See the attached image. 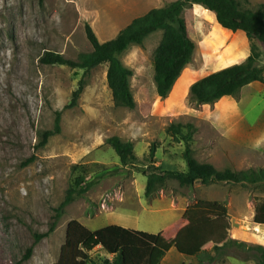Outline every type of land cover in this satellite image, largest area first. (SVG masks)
Masks as SVG:
<instances>
[{
    "label": "rangeland",
    "instance_id": "rangeland-1",
    "mask_svg": "<svg viewBox=\"0 0 264 264\" xmlns=\"http://www.w3.org/2000/svg\"><path fill=\"white\" fill-rule=\"evenodd\" d=\"M173 1L0 0V264H56L72 220L92 231L121 225L156 234L159 249L153 264H257L238 247L216 258L210 234L200 236L183 251L176 249L174 240L182 227L207 213L191 208L205 199L228 204L230 237L248 245H264V225L254 221L256 206L264 200V185L197 183L190 188L169 180L147 197L148 178L140 169L149 164L154 143L158 144L156 164L162 166L166 159L178 169H187L185 144L167 133L172 123L194 124L195 158L211 164L217 160L212 151H221L219 145L225 138L215 135L218 148L211 145L208 119L220 103L198 104L191 86L209 74L245 62L254 46L264 64V46L258 40L241 30L224 29L203 5H188L183 16L196 49L167 98L159 96L155 82L154 55L161 31L121 55L134 71L135 109L116 105L107 64L85 73L41 62L46 51L70 59L92 51L87 24L101 41H107L136 17ZM242 1L251 9L264 4V0ZM81 79L84 90L77 105L69 107ZM227 99L232 103V132L250 135L237 140L250 148H236L233 168H264V85L256 81ZM58 110L62 112L61 132L39 146L41 134L54 128ZM111 136L132 141L141 162L123 165L107 143ZM247 155L256 160L252 165L248 166ZM75 165L84 167L86 182L92 186L67 206L54 232L38 239L50 230ZM31 247L32 254L26 259ZM92 256L97 260L112 257L100 247Z\"/></svg>",
    "mask_w": 264,
    "mask_h": 264
},
{
    "label": "trees",
    "instance_id": "trees-1",
    "mask_svg": "<svg viewBox=\"0 0 264 264\" xmlns=\"http://www.w3.org/2000/svg\"><path fill=\"white\" fill-rule=\"evenodd\" d=\"M43 2L44 0H40ZM203 5L212 11L217 22L227 30L244 31L251 40H258L264 46V4L257 9L245 7L242 0H176L162 7L153 8L136 17L112 39L101 41L92 25H86V33L93 46L90 52H83L77 59H70L55 51H46L41 62L47 65H65L89 73L102 64L108 65L107 80L116 105L135 109L137 102L132 90L131 80L134 71L125 65L121 55L134 45H142L151 34L161 31L162 38L154 55L155 82L157 93L167 98L184 69L192 61L196 44L189 36L188 25L183 12L188 5ZM261 52L253 47L248 59L240 64L224 68L198 80L191 86V95L198 104H214L221 98L237 94L243 87L259 81L264 84V64ZM85 81L81 79L73 92L69 107L77 105L84 90ZM62 112H56L53 129L41 134L39 146L48 143L50 137L61 132ZM167 133L185 144L183 153L187 169L168 170L156 165L158 144L151 146L149 164L141 167L148 178L146 196L151 197L169 180H177L182 187H193L196 183L210 185L214 182H233L242 185H264V168L220 170L208 162H200L192 148L196 127L192 123H172ZM123 165L141 162L135 153L132 141H124L119 136L107 138ZM73 177L66 197L56 209L50 230L38 235V239L50 235L65 214L67 206L83 195L92 186L86 182V172L82 165H75ZM192 209L204 210L190 226L182 227L176 234L174 244L183 251L197 243L200 236L213 235L214 250L221 257L226 249L238 247L249 254L257 264H264V245H248L229 235L231 229L228 206L218 200L199 199L191 205ZM254 221L264 225V200L257 204ZM100 247L112 257L97 260L92 252ZM159 249L158 236L121 225H110L96 231L88 229L77 220L68 225L67 238L61 248L56 264H153L154 253ZM29 248L25 258L32 254Z\"/></svg>",
    "mask_w": 264,
    "mask_h": 264
},
{
    "label": "crops",
    "instance_id": "crops-1",
    "mask_svg": "<svg viewBox=\"0 0 264 264\" xmlns=\"http://www.w3.org/2000/svg\"><path fill=\"white\" fill-rule=\"evenodd\" d=\"M253 83L254 82H252L251 84H253ZM260 84L264 85L262 82H260ZM249 86H250V84H249ZM227 98H228V96L223 97L218 102H216V103H220V104L214 108L215 110L210 115V119H208L210 121L211 127H212V144L211 145H213V147H215L216 149L218 148V147H216L217 140L214 137L215 135H218L220 137V139L225 138L224 141L220 143L221 145H219V147L223 148V149L219 152L215 151V150L212 151L215 154L214 155L215 159H217L221 163L218 164L215 162L217 160H215L214 161L215 163L213 162L212 164L220 170L221 169L224 170L227 168L236 170L235 168H233L234 162H235V155H236L235 152L238 151L236 148L237 147H238V149L250 148V146H247L244 143H239V142H237V140L239 138H243V137L245 139L247 136H250V135L247 134L246 131H244L246 135L242 132H232L233 127H234V123H231L233 120V117L231 116V112L229 110L230 105L232 103H229ZM246 154H248V153H246ZM221 156H223V157H221ZM249 156L250 155H247L248 160H246V162L248 163V166L252 165V163H250V162L256 161V160L252 161L253 157L249 158ZM170 162H171L170 160L165 159L164 162L162 163V167L164 169H168V170L178 169L176 164H173ZM156 165H158V164H156ZM216 183H219V184H222V183L230 184V183H232L233 184V182H228V181L214 182L212 184H216ZM227 206H228V204H227ZM254 214H255V212H254Z\"/></svg>",
    "mask_w": 264,
    "mask_h": 264
}]
</instances>
